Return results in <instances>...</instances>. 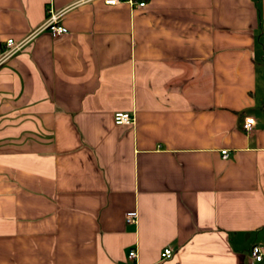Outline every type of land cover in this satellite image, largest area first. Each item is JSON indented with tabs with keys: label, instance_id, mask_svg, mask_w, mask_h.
<instances>
[{
	"label": "crops",
	"instance_id": "0c3cea01",
	"mask_svg": "<svg viewBox=\"0 0 264 264\" xmlns=\"http://www.w3.org/2000/svg\"><path fill=\"white\" fill-rule=\"evenodd\" d=\"M10 38L0 264H264V0H0Z\"/></svg>",
	"mask_w": 264,
	"mask_h": 264
},
{
	"label": "built area",
	"instance_id": "2783aa9c",
	"mask_svg": "<svg viewBox=\"0 0 264 264\" xmlns=\"http://www.w3.org/2000/svg\"><path fill=\"white\" fill-rule=\"evenodd\" d=\"M132 1V0H130ZM109 4H117L120 2V0H106ZM141 6L145 5V2L139 3ZM44 29H48L53 37H59L61 35H64L68 33V28L63 26L62 24H59L58 17L55 15H52L51 18H49L45 24L43 25ZM26 44V40H22L19 42H16L14 38H10L7 40V49L4 51V53L0 57V61H4L8 57L12 56L13 54L17 53L19 50L23 48V46ZM134 116L127 111H118L114 114V121L117 124H133L134 123ZM255 123V120L251 117H247L245 119L244 127L246 130H250ZM224 157L228 156V151L223 150ZM127 222L128 223H137L138 222V213L136 211H131L127 214ZM164 255L166 258H170L172 256V249L171 248H164ZM137 256V250L136 248H133L129 252V257L134 258ZM263 258V252L259 245L253 246L251 250V260L252 264L255 261H260Z\"/></svg>",
	"mask_w": 264,
	"mask_h": 264
}]
</instances>
